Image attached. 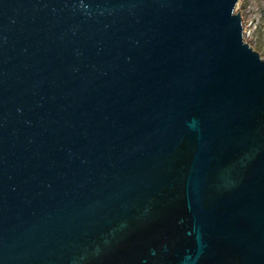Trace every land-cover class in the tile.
Listing matches in <instances>:
<instances>
[{
    "label": "water",
    "instance_id": "95a60500",
    "mask_svg": "<svg viewBox=\"0 0 264 264\" xmlns=\"http://www.w3.org/2000/svg\"><path fill=\"white\" fill-rule=\"evenodd\" d=\"M237 2L0 0V264H264Z\"/></svg>",
    "mask_w": 264,
    "mask_h": 264
},
{
    "label": "rangeland",
    "instance_id": "374dc122",
    "mask_svg": "<svg viewBox=\"0 0 264 264\" xmlns=\"http://www.w3.org/2000/svg\"><path fill=\"white\" fill-rule=\"evenodd\" d=\"M235 12L242 18L244 40L264 59V0H238Z\"/></svg>",
    "mask_w": 264,
    "mask_h": 264
}]
</instances>
